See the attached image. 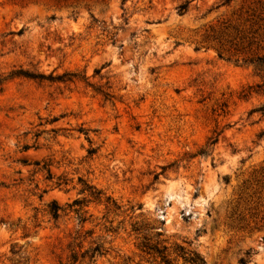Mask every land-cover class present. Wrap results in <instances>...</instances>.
Listing matches in <instances>:
<instances>
[{"label":"rangeland","instance_id":"rangeland-1","mask_svg":"<svg viewBox=\"0 0 264 264\" xmlns=\"http://www.w3.org/2000/svg\"><path fill=\"white\" fill-rule=\"evenodd\" d=\"M258 57L264 0H0V264H264Z\"/></svg>","mask_w":264,"mask_h":264},{"label":"trees","instance_id":"trees-1","mask_svg":"<svg viewBox=\"0 0 264 264\" xmlns=\"http://www.w3.org/2000/svg\"><path fill=\"white\" fill-rule=\"evenodd\" d=\"M179 8H180V10H184L185 9V4L181 5ZM255 61H256V68H257L260 76L262 77V82L257 84V88H259L260 90L264 91V57H258ZM34 77L44 78V75L39 74V75H36ZM255 111H260L264 115V103L261 106L251 110V112H255ZM79 203H80L79 200H75L74 201V204L78 205ZM59 210H60V206H58V205L56 206V208H54L52 210V214H53L54 217L58 216ZM96 250H99V246H97L95 248V251ZM189 259H190V262L193 263V264H199L200 262H202V258L199 255H197L196 253H193V252H190Z\"/></svg>","mask_w":264,"mask_h":264}]
</instances>
